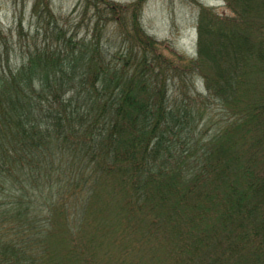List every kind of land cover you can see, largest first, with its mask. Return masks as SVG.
I'll use <instances>...</instances> for the list:
<instances>
[{"label":"trees","instance_id":"obj_1","mask_svg":"<svg viewBox=\"0 0 264 264\" xmlns=\"http://www.w3.org/2000/svg\"><path fill=\"white\" fill-rule=\"evenodd\" d=\"M146 1L85 0L80 38L0 24V264H264V0L201 7L173 59Z\"/></svg>","mask_w":264,"mask_h":264},{"label":"rangeland","instance_id":"obj_2","mask_svg":"<svg viewBox=\"0 0 264 264\" xmlns=\"http://www.w3.org/2000/svg\"><path fill=\"white\" fill-rule=\"evenodd\" d=\"M110 1L125 5L136 0ZM84 3L85 0H0V24L5 32L15 36L16 47L19 45L17 36L21 37V43H25L33 37L40 39L45 33L52 35L57 29L80 38L95 28L94 10ZM201 7L212 8L221 16L232 14L223 0H147L141 9L140 21L150 36L163 43L161 52L167 57L173 59L177 54L192 57L197 50ZM116 29L114 22L108 20L98 26L99 33H107L111 38H115ZM108 44L113 46L115 43L110 41ZM116 250L111 245L106 252Z\"/></svg>","mask_w":264,"mask_h":264}]
</instances>
